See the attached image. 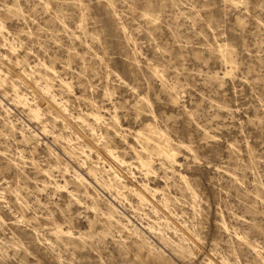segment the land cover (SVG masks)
I'll return each instance as SVG.
<instances>
[{
  "label": "rangeland",
  "instance_id": "374dc122",
  "mask_svg": "<svg viewBox=\"0 0 264 264\" xmlns=\"http://www.w3.org/2000/svg\"><path fill=\"white\" fill-rule=\"evenodd\" d=\"M0 101V264H264V0H0Z\"/></svg>",
  "mask_w": 264,
  "mask_h": 264
},
{
  "label": "bare ground",
  "instance_id": "6f19581e",
  "mask_svg": "<svg viewBox=\"0 0 264 264\" xmlns=\"http://www.w3.org/2000/svg\"><path fill=\"white\" fill-rule=\"evenodd\" d=\"M223 51H225V50H223ZM224 56H225V55H224ZM225 58H226V59H230V55H226ZM0 105H2V102H1V101H0ZM4 111L7 112V109H5ZM31 113H32V115H33L34 117H37V112H36L35 110H32ZM135 136H136L137 138H139V137L141 136V133L138 132V133L135 134ZM145 142H148V138L145 139ZM162 149H163V148H162L161 146H157V147H154V148H153V150L156 151V152H163ZM117 159H118V158H117ZM119 162H120L122 165H124V164L126 163V162H124L123 160H119ZM88 174H89V176H90L91 178H93L96 182H98V180H97V178H96V176H95V173H94V170H93V169H90V170L88 171ZM131 175H132V174H131ZM76 176H77V178H79V180L84 181V182L87 183V181H85L84 178L81 177V175L76 174ZM87 184H88V183H87ZM88 185H90V184H88ZM123 187H124L125 189L130 190V191H133L129 186H127V185H125V184H124ZM137 196L139 197L140 200H144V199H145V196H144L141 192H137ZM106 204H107V206H108L109 208L114 209V206H113L110 202L107 201ZM107 214H108V216H109L110 218H113L112 213H107ZM128 222H129V221H128ZM129 223H130V222H129Z\"/></svg>",
  "mask_w": 264,
  "mask_h": 264
}]
</instances>
